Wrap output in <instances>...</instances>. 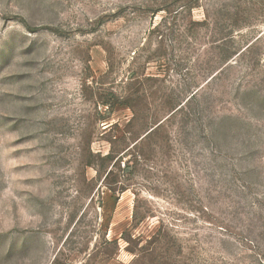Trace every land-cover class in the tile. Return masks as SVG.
Instances as JSON below:
<instances>
[{"label": "rangeland", "instance_id": "obj_1", "mask_svg": "<svg viewBox=\"0 0 264 264\" xmlns=\"http://www.w3.org/2000/svg\"><path fill=\"white\" fill-rule=\"evenodd\" d=\"M0 264H264V0H0Z\"/></svg>", "mask_w": 264, "mask_h": 264}]
</instances>
